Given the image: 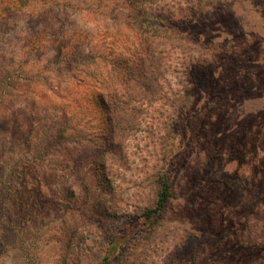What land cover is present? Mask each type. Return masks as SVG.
<instances>
[{
	"label": "rangeland",
	"instance_id": "rangeland-1",
	"mask_svg": "<svg viewBox=\"0 0 264 264\" xmlns=\"http://www.w3.org/2000/svg\"><path fill=\"white\" fill-rule=\"evenodd\" d=\"M148 42L187 101L110 161L95 98ZM0 264H264V0H0Z\"/></svg>",
	"mask_w": 264,
	"mask_h": 264
},
{
	"label": "trees",
	"instance_id": "trees-1",
	"mask_svg": "<svg viewBox=\"0 0 264 264\" xmlns=\"http://www.w3.org/2000/svg\"><path fill=\"white\" fill-rule=\"evenodd\" d=\"M181 1L191 8H201L206 2V0ZM148 43L143 59L134 66H129L127 72H125L127 82L125 84L126 90L123 92L124 95L116 98H105V96L97 95L95 98L102 111V125L105 129L106 147L104 155L110 161L122 162L125 159L124 143L140 127V117L144 113V108L141 106L155 100L164 99L171 104L176 102V106L182 107L187 101V96L181 92H176L173 96L166 94L162 82L166 71L161 61V55L157 54L154 47L151 46V42ZM158 174L159 172L153 173L151 178H148L149 182L155 183L151 184L153 187V201L151 204L146 205L140 213L147 218H151L152 214L165 209L172 195L167 182L159 181L158 177L156 178Z\"/></svg>",
	"mask_w": 264,
	"mask_h": 264
}]
</instances>
